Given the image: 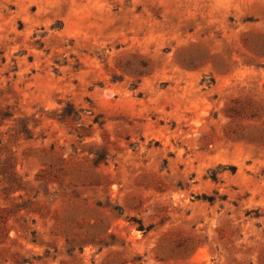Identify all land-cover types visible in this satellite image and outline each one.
<instances>
[{
  "label": "rangeland",
  "instance_id": "374dc122",
  "mask_svg": "<svg viewBox=\"0 0 264 264\" xmlns=\"http://www.w3.org/2000/svg\"><path fill=\"white\" fill-rule=\"evenodd\" d=\"M0 264H264V0H0Z\"/></svg>",
  "mask_w": 264,
  "mask_h": 264
}]
</instances>
